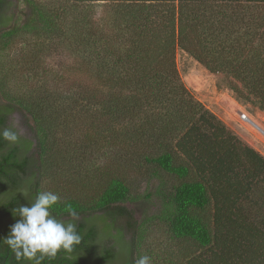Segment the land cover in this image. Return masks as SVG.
Masks as SVG:
<instances>
[{"label": "trees", "instance_id": "16d2710c", "mask_svg": "<svg viewBox=\"0 0 264 264\" xmlns=\"http://www.w3.org/2000/svg\"><path fill=\"white\" fill-rule=\"evenodd\" d=\"M99 3L108 17L95 16ZM6 4L0 41H35L0 62V131L18 137L0 138V237L20 219L13 209L50 191L61 198L50 212L75 211L82 240L41 264H134L128 171L146 170L183 244L163 264H264V156L194 97L175 59L181 49L230 75L264 112V0H25L20 22ZM70 41L82 56L74 79L43 64V51ZM0 262L35 264L3 244Z\"/></svg>", "mask_w": 264, "mask_h": 264}, {"label": "rangeland", "instance_id": "374dc122", "mask_svg": "<svg viewBox=\"0 0 264 264\" xmlns=\"http://www.w3.org/2000/svg\"><path fill=\"white\" fill-rule=\"evenodd\" d=\"M35 1L49 5L54 3L56 6L63 3V0ZM11 2L13 8L8 13H14V20L20 22L26 10L25 0H11ZM92 9L96 17L109 16L110 11L108 7H105V4H95ZM34 41V38L31 37H16L6 43L0 41V62L3 67H8L9 60L17 58L23 51L32 48ZM54 44L46 52L43 51L44 67L52 68L58 74L71 79L80 76L78 64H80L82 56L76 49H73L75 42L70 41V46L63 42ZM175 59L180 77L194 97L214 113L244 143L252 146L264 156V139L249 126L246 118L244 120L241 118V114H244L245 117L262 121L264 124V112L258 105L250 100L237 97L230 88L231 83L234 82L230 75L209 71L181 49L176 50ZM99 158H101L99 161L105 160L103 154H100ZM128 176L132 200L128 201L127 206L132 209L139 224L141 233L139 252L141 256L150 257L151 264H163V260L172 255L174 251L181 250L183 244L172 237L166 222L161 217L162 197L155 193V185L158 181L152 178L146 170H131L128 171ZM168 187L170 188V183L166 180L163 188L168 190Z\"/></svg>", "mask_w": 264, "mask_h": 264}, {"label": "clouds", "instance_id": "9594fccd", "mask_svg": "<svg viewBox=\"0 0 264 264\" xmlns=\"http://www.w3.org/2000/svg\"><path fill=\"white\" fill-rule=\"evenodd\" d=\"M0 138L13 143L18 139L11 128L0 131ZM60 199L53 192H39L33 203L13 209V215L20 219L11 226L7 236L0 237V244L7 245L17 261L41 264L44 257H55L61 249L71 252L74 245L81 243L82 237L73 222L78 220V214L70 211L72 220L61 221L50 212ZM134 264H151L150 257L141 256Z\"/></svg>", "mask_w": 264, "mask_h": 264}, {"label": "bare ground", "instance_id": "6f19581e", "mask_svg": "<svg viewBox=\"0 0 264 264\" xmlns=\"http://www.w3.org/2000/svg\"><path fill=\"white\" fill-rule=\"evenodd\" d=\"M245 118L249 126L252 127L256 132H258L259 135L264 139V124H262V121L260 122L250 117H245ZM263 122H264V119H263Z\"/></svg>", "mask_w": 264, "mask_h": 264}, {"label": "flooded vegetation", "instance_id": "af4514ba", "mask_svg": "<svg viewBox=\"0 0 264 264\" xmlns=\"http://www.w3.org/2000/svg\"><path fill=\"white\" fill-rule=\"evenodd\" d=\"M7 1H10V2H11V0H7ZM7 6H8V4L5 5V8H6ZM8 7L11 8V4H10V6H8ZM8 7L4 10V12H5L6 14H8V11H9Z\"/></svg>", "mask_w": 264, "mask_h": 264}, {"label": "built area", "instance_id": "2783aa9c", "mask_svg": "<svg viewBox=\"0 0 264 264\" xmlns=\"http://www.w3.org/2000/svg\"><path fill=\"white\" fill-rule=\"evenodd\" d=\"M241 118L244 120L245 119V115L244 114H241Z\"/></svg>", "mask_w": 264, "mask_h": 264}, {"label": "water", "instance_id": "95a60500", "mask_svg": "<svg viewBox=\"0 0 264 264\" xmlns=\"http://www.w3.org/2000/svg\"><path fill=\"white\" fill-rule=\"evenodd\" d=\"M0 264H3V263L0 262Z\"/></svg>", "mask_w": 264, "mask_h": 264}]
</instances>
